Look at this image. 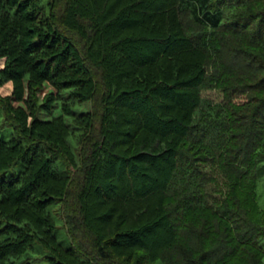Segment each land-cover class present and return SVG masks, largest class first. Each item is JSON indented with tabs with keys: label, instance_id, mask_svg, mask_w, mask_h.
Returning a JSON list of instances; mask_svg holds the SVG:
<instances>
[{
	"label": "trees",
	"instance_id": "trees-1",
	"mask_svg": "<svg viewBox=\"0 0 264 264\" xmlns=\"http://www.w3.org/2000/svg\"><path fill=\"white\" fill-rule=\"evenodd\" d=\"M0 57V84L13 86L0 97L12 127L0 137V264L35 253L46 264H264V0H0ZM214 88L226 115L210 141L195 116ZM203 140L214 146L196 156ZM202 159L232 176L219 205ZM183 170L188 211L165 201Z\"/></svg>",
	"mask_w": 264,
	"mask_h": 264
},
{
	"label": "rangeland",
	"instance_id": "rangeland-1",
	"mask_svg": "<svg viewBox=\"0 0 264 264\" xmlns=\"http://www.w3.org/2000/svg\"><path fill=\"white\" fill-rule=\"evenodd\" d=\"M45 0H42V2H44ZM93 10L96 11V8L94 6L93 3ZM93 11V12H94ZM4 66V59L0 57V68H2ZM45 91H49L50 89H52L48 84H46V86L44 87ZM13 90V86H12V82L11 81H4L0 84V97H4V96H8L11 95ZM55 92V89H52ZM26 92V91H25ZM25 92H23V94H25ZM68 91H66V93H63L65 95L67 94ZM202 104L200 106V108L196 111V116H195V121H199L201 123H205L207 126L209 124L210 126V134L211 136L209 137V140H212V135H214V138L220 139V133L222 132V124H220V120L219 118L222 117V120H224L223 118L225 117L226 113L224 111V108H222L223 105V94L220 90L218 89H206L202 92ZM157 100L159 102L160 98L159 96H157ZM57 101V100H56ZM55 101V102H56ZM54 102L53 104V110L51 111V116L53 117L54 115H57L58 113H60L61 111V101H58V103L56 104ZM17 104V103H14ZM153 107V106H151ZM73 111L77 112L78 114L82 111H88L91 108V102L87 101V102H82V103H78V104H73L72 106ZM49 116V115H48ZM77 118V117H76ZM70 124H75V121L73 119H70L69 117L66 118ZM78 119V118H77ZM218 120V121H217ZM83 133V129L82 128H74V129H70V134L68 136V140L70 142V147L75 149L76 146H78V141L81 137ZM12 135V127L10 125H7L5 123H3V115L0 109V137H2L5 140H8ZM210 145V146H209ZM190 146L191 147V151L195 152L196 156H201V154H207L211 151V143H209L208 141L203 140L202 142H198L196 144L192 143ZM201 147V149H200ZM200 149V151H199ZM201 159V158H200ZM196 164H198L200 166V168L202 170H204L205 172H208L207 175V179L209 180L210 178L216 177L215 181H206V188H208V190H211V199L213 200L211 201L212 203H214L213 205H219V203L221 200L224 199V197L227 196L229 189H231V184L232 181L230 180V178H232V176L226 175L223 172V169L220 168L216 163L212 164L210 162H206L204 159L202 160H196ZM262 169L258 175V178L256 179V195H257V203L258 206L263 210L264 209V160L262 161V163H260ZM12 168H10L8 170V172L10 174H12ZM14 170V168H13ZM7 175V173H6ZM189 176L188 171L183 170L181 171L178 176H177V184L176 186H178V189L173 191L175 193H172L173 196H169L167 198H165V201H171L173 202V204H178L180 207H182L181 209H184L186 211L191 209L192 204L190 201H188L189 197H190V191H192V185H191V181L192 180H187V177ZM8 177V176H7ZM204 183V184H205ZM179 184V185H178ZM217 199V200H214ZM200 208H197L196 211H198ZM53 210V212H55L54 210H57L56 207H52L51 211ZM192 211V210H191ZM202 212V214L197 215V213H192L190 214L189 218H192L194 220V223H200L203 220L202 215L205 213L200 210ZM104 212V211H102ZM194 212V211H193ZM104 217H100L98 218V220H100L99 223L97 221V226H100L99 224H103V222L110 220V215L108 216L109 218H107L106 220H104L106 218V215H103ZM115 217V216H114ZM260 218V217H259ZM191 219V220H192ZM106 224V222H105ZM102 226V225H101ZM56 236L59 240H61V242L65 245H69V239L66 236L65 231L62 228H58L56 229ZM101 233V232H100ZM99 234V232H98ZM104 237H106L105 235H103ZM153 243V242H152ZM39 255H43L40 253H35L32 254L30 258L24 259L19 261V259H12L9 260L8 263L6 264H46V262L42 259L39 258ZM34 258H36V260H33ZM132 261V260H130ZM152 264H162L161 261L156 260L154 261V263Z\"/></svg>",
	"mask_w": 264,
	"mask_h": 264
}]
</instances>
